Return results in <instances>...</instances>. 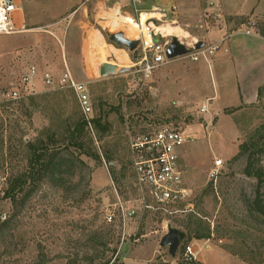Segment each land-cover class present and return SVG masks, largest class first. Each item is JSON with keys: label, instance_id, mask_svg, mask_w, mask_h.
<instances>
[{"label": "rangeland", "instance_id": "374dc122", "mask_svg": "<svg viewBox=\"0 0 264 264\" xmlns=\"http://www.w3.org/2000/svg\"><path fill=\"white\" fill-rule=\"evenodd\" d=\"M23 1L29 23L46 26L57 19L59 37L49 33L48 27L39 28L34 36L0 35V64L11 62L17 53L20 59L17 64L11 63L10 68L1 69V83H18L31 65L39 69L32 100L28 97L0 114V264H166L170 258L168 249L161 248L160 241L168 226L184 233L182 242L192 243L200 252L199 258L207 264H212L207 245L215 251L232 253L247 264H264V217L247 208V203L256 197L258 182L244 175L251 152L264 169V151L259 152L264 149V138L255 149L236 158L241 145L250 144L256 134L264 135V86L255 102L243 103L233 65L228 61L219 68L216 63L225 44H220V49L207 60L200 58L206 66L197 71V76L192 77L187 71L196 72L200 61L184 57L170 61L145 79L134 60L141 50L134 54L110 41L123 31L135 33L134 40L147 35L146 31H137L124 22L125 17L139 21L137 13L133 16L125 13L133 11L130 4L125 6L129 0ZM116 10L120 16H115ZM258 11L254 16L252 12L221 20L231 25L224 38L249 29L252 34L261 35L264 0ZM216 15L203 17L212 21H207L210 26L221 30L222 24H213ZM144 19H148L146 25L151 32H157L156 27L169 26L188 33L190 37L183 40L187 46L204 42L203 36L208 31L201 19L189 26L180 19L173 22L159 14ZM116 21L117 28L113 24ZM250 21L254 26L248 25ZM96 32L114 47V54L123 55L121 51H125L129 55L132 64L126 59L125 63L119 61L118 68L131 71L107 78L97 75L91 61L95 46L90 44L95 41L96 34H92ZM157 39L162 40L160 33ZM213 45L205 42V47ZM97 53L99 68L116 62L106 45H100ZM223 53L221 58H230V53ZM67 69L77 80L81 73L85 75L94 109L92 117L104 116L109 131L103 133L93 124L88 126L95 139L94 158L75 148L65 152L75 153L86 165L68 184L57 187L48 178L28 182L20 185L14 201L8 191L14 179L28 167L31 153L26 143L35 141L51 125H68L74 111L79 118H85L71 89L52 91L43 83V72L49 71L59 79ZM158 72L168 77L163 85ZM204 105L208 110L202 113ZM164 126L179 129L188 138L180 154V166L183 186L190 196L174 207L177 212L172 215L145 208V202L153 203L139 191L129 147V137L141 138ZM218 157L223 166L215 185L210 172ZM260 192L264 197V190ZM107 210L115 211L112 222L107 221ZM206 233H210L209 240L196 239Z\"/></svg>", "mask_w": 264, "mask_h": 264}, {"label": "built area", "instance_id": "2783aa9c", "mask_svg": "<svg viewBox=\"0 0 264 264\" xmlns=\"http://www.w3.org/2000/svg\"><path fill=\"white\" fill-rule=\"evenodd\" d=\"M136 0H132L135 7V13L138 14L139 22L142 12L136 9ZM16 0H0V35H11L18 31L14 25L13 15L17 11ZM135 21V20H134ZM250 27L254 26L249 22ZM158 32H151L148 27V34L138 39L141 54L134 59L136 66H139L138 72L142 73L145 79L152 77L153 73L169 63L167 50L172 43L173 38L161 35L162 40L155 42ZM251 35L250 29L245 32ZM204 47L203 50H197L195 42L192 46L183 43L191 53L186 56L193 61L200 58L207 60L220 49V44ZM136 70V69H135ZM39 69L31 65L26 69L18 83L3 84L0 81V114L10 105L16 104L30 96L36 94L37 78ZM42 80L45 86L52 91L69 88L77 97L79 107L89 127L92 126L93 104L90 97L87 83L80 82L67 69L66 73L59 79L49 71L42 73ZM207 106L201 108V112H207ZM188 142L184 132L171 126H164L141 138L129 137V147L133 154V166L137 184L140 193L152 200V205L145 202L147 210L162 212L165 215H172L176 205L186 201L190 196V191L183 186V171L180 166L181 149ZM223 166V160L216 159L215 165L210 172V178L216 185L218 175ZM107 221L112 222L115 218L114 210H107ZM132 213L131 215H133ZM208 243V241H207ZM208 247V246H207ZM200 252L196 250L192 243H181L175 258L166 260V264H197L199 263ZM169 255V254H168Z\"/></svg>", "mask_w": 264, "mask_h": 264}, {"label": "crops", "instance_id": "0c3cea01", "mask_svg": "<svg viewBox=\"0 0 264 264\" xmlns=\"http://www.w3.org/2000/svg\"><path fill=\"white\" fill-rule=\"evenodd\" d=\"M78 1L80 2L81 0ZM130 1L131 0H129L127 4H125V6L130 4L133 8V11L126 10L125 13L127 15L133 16V14L135 15V7L133 4H131L132 2ZM136 1L138 2L136 3V9L139 12L143 13V11H146L149 12L148 13L149 15L159 14L164 18H170L171 20H175L173 22H177L180 19V21L184 23L186 26L193 24L194 20L197 21L198 19H201V21H205L207 24L206 30L208 31L203 36L204 38L202 40H204V43L211 42V44L214 45L220 43L222 39H225L224 37L227 36L228 30L229 31L231 30V25L227 22H220L221 20H224L225 17L247 15V13L250 14L252 12H253V16L257 15V13H259L258 7L261 2V0H247V1L243 0L241 4L240 3L237 4L235 2L236 0H136ZM204 1H206L207 4H205ZM247 2H250V5L247 4L246 6ZM16 5L18 8L17 11L14 13L13 18H14L15 28L18 31L17 33H21V34L29 33L32 36H34L35 31H37L39 28L48 27L49 33L53 34L56 37H59L57 34L58 31L57 19L52 21L50 24L46 26H40L36 24L31 25L29 23V17L27 15V12L24 8V1L16 0ZM241 7L245 8V12L243 10L244 8ZM173 9L175 11H173ZM84 11L86 12V10ZM206 14L208 15L217 14L215 16L214 19L215 22H213V24L214 25L222 24V28H220L221 30H219L218 27L210 26V24H208L209 21L207 20L208 21L207 22L206 19L204 20L203 16H205ZM154 19L157 21L162 20V18H157V17H155ZM210 22L212 23V21ZM202 26L203 25H201L200 27ZM94 34H96L95 41L90 42V44L92 43V45L95 46L91 61L92 63L95 64V67L97 68L96 70L97 75H99L100 74L99 61L97 63L98 47L100 45L103 46L106 45V48L110 51V53H113L112 50L114 47L107 45L103 41L99 33L97 32L93 33L92 36H94ZM244 34L245 33L242 34L238 33L232 35L228 37L225 42L221 43L222 45L225 44L222 47V49L226 53H230L229 56L230 58L228 59L226 57L221 58V55L224 54L223 51L221 52L220 56L216 58V63H219V68H221V65H224L226 62L230 61V64L233 65V68L239 78V89L243 103L248 104V103H253L257 100L258 91L261 87L264 86V37H262L257 33L256 34L253 33L248 36ZM90 37L91 35H89V40ZM117 50H122V49H116V51ZM18 54L19 53L15 55V57L12 59L11 62L8 63L6 62V64L3 63L0 64V74L2 68L4 69L5 67L10 68L11 63L15 62L17 64L20 62V59L17 58L19 56ZM100 57L103 58V55H100ZM198 61H200V59ZM126 62L132 64L128 54H127ZM65 65H66V61H65ZM199 66L195 67L194 71L196 72L187 71L188 74L190 73V76L192 77L194 75L197 76L196 74L197 71L200 68H204L206 65L203 61H200ZM158 76L160 79V84L163 85L164 84L163 82L167 80L168 77L167 76L164 77L160 75L159 72H158ZM81 77H83V79ZM81 77H79L80 79L78 80L84 82L85 75L81 73ZM216 159H220V158L218 157ZM127 217L128 216L125 215L126 219ZM129 228L130 227L127 224L126 231L127 230L129 231ZM201 243L203 245L204 241ZM205 243H207V241H205ZM207 246L205 248L210 252L209 254L210 257H208V259L212 264H247L245 261L233 255L232 253H229L222 249L219 251L217 250L215 251L211 248L210 245ZM199 262L202 264H207L204 260H201L200 258H199Z\"/></svg>", "mask_w": 264, "mask_h": 264}, {"label": "trees", "instance_id": "16d2710c", "mask_svg": "<svg viewBox=\"0 0 264 264\" xmlns=\"http://www.w3.org/2000/svg\"><path fill=\"white\" fill-rule=\"evenodd\" d=\"M261 36L264 37V32L261 33ZM262 92L263 87L259 89L258 97H261ZM78 116L77 112L74 111V114H70L71 122L68 125H51L45 128L35 141L26 143L31 153L28 167L22 175L16 177L11 183L8 191L9 197L16 201L14 194L19 191L20 185L23 187L28 182L35 183L36 181L39 182L40 180L48 178L57 187L68 184L70 179L76 177L79 170L86 167L85 163L75 153L65 154L70 148H75L88 157H95V154H97L95 139L91 134L85 118L82 115L81 118ZM104 119V116L93 118L92 124L97 131L106 133L109 131L110 125ZM261 138H264V135L260 136V134H256L251 138L250 144L241 145L240 152L236 158L246 155L252 148L255 149ZM263 151V148L259 150L260 153ZM253 156L254 153L252 152L247 156L244 175L249 178H255L258 182V188L255 199L247 203V208L250 212L264 217V197L260 192L261 189L264 190V169L258 164L259 160L255 161ZM109 158L111 156L107 158L108 162L110 161ZM209 238L210 233H206L198 235L196 239ZM197 264L202 263L199 262Z\"/></svg>", "mask_w": 264, "mask_h": 264}, {"label": "water", "instance_id": "95a60500", "mask_svg": "<svg viewBox=\"0 0 264 264\" xmlns=\"http://www.w3.org/2000/svg\"><path fill=\"white\" fill-rule=\"evenodd\" d=\"M155 42L159 41L157 38L154 39ZM110 41L114 44H116L118 47L126 48L129 52L136 54L138 51V48L140 46L139 40H129L125 38L124 33H117L113 37L110 38ZM205 47L204 42H200L196 45L197 50H201ZM191 53L189 49L186 48V46L181 43L177 38H174L172 40L171 45L169 46L167 50V58L169 61L184 58L188 56ZM137 56L134 55V59H136ZM131 71L128 68L119 69L115 65H111L109 63L104 64L100 68V76L102 78L107 77H113L117 74H125L127 72ZM185 238V234L180 232L179 230L172 228L171 226H168V232L164 235V237L160 241V247L161 248H167L168 254L171 258H175L176 254L179 250V247L182 243V241Z\"/></svg>", "mask_w": 264, "mask_h": 264}, {"label": "bare ground", "instance_id": "6f19581e", "mask_svg": "<svg viewBox=\"0 0 264 264\" xmlns=\"http://www.w3.org/2000/svg\"><path fill=\"white\" fill-rule=\"evenodd\" d=\"M117 11V12H116ZM115 12H114V14H115V16H120V12H119V10H116ZM147 16H149V14L148 13H142V16H141V19H140V22L138 21V23L137 22H135L134 21V19L133 18H131V17H125V16H123V17H125V20H124V22L126 23V24H128V26H134L136 29H137V31H140V32H142V31H146V34H148V26L146 25V22H147V20H145L144 18H146ZM115 18V17H114ZM116 19H117V17H116ZM122 20V19H121ZM114 24V26L116 27L118 24H119V22L118 21H116V22H114L113 23ZM122 24V23H121ZM152 26V25H151ZM154 27V26H153ZM152 27V28H153ZM117 28V27H116ZM179 29V28H178ZM177 28H172V27H169V26H159V27H156V31L158 32V33H161L162 35H164L165 37H170V36H172V37H174V38H177L178 40H181L182 39V41L184 40V39H187V38H189L190 36H189V34L188 33H184L183 31H180V30H178ZM114 31V33L115 32H117V31H119V30H112V32ZM121 31H123V30H121ZM111 32V33H112ZM124 33H125V38H127V39H129V40H134L135 39V37H136V35H134L135 33H132L131 31H123ZM110 33V34H111ZM122 53H123V55H121V54H118L117 55V53H115L114 54V59H115V63H114V61H113V64L115 65V66H117V67H120L121 65H120V62L119 61H122L123 63L125 62V60L127 59L126 57H127V54H126V52L125 51H121ZM123 66H125V65H123Z\"/></svg>", "mask_w": 264, "mask_h": 264}]
</instances>
